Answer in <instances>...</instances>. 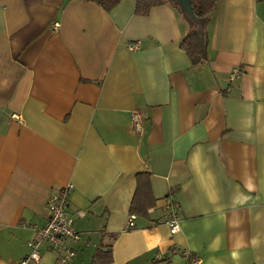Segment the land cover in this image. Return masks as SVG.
I'll return each mask as SVG.
<instances>
[{
	"label": "crops",
	"instance_id": "crops-1",
	"mask_svg": "<svg viewBox=\"0 0 264 264\" xmlns=\"http://www.w3.org/2000/svg\"><path fill=\"white\" fill-rule=\"evenodd\" d=\"M135 1L0 0V264L29 254L68 183L70 264L97 249L109 264H264V0H216L198 64L179 7ZM40 251L29 264H55Z\"/></svg>",
	"mask_w": 264,
	"mask_h": 264
},
{
	"label": "built area",
	"instance_id": "built-area-1",
	"mask_svg": "<svg viewBox=\"0 0 264 264\" xmlns=\"http://www.w3.org/2000/svg\"><path fill=\"white\" fill-rule=\"evenodd\" d=\"M54 27L57 28L58 24L55 23ZM135 44L131 45L134 49ZM232 72L236 74L238 68H233ZM134 126L140 129V117L137 112L131 114ZM73 190L71 183L66 184L59 190L53 192L48 200V218L45 225L38 230V237L28 243L30 252L22 258L17 264L38 263L41 259L40 247L42 243L46 245V249L55 254V264H70L74 259L76 251L73 245L77 243L81 235L74 227L73 216L68 211L70 193ZM165 219L164 223L168 226L170 234H175L180 229V208L169 196L164 200ZM82 216L81 211L77 212ZM134 216L128 220L130 227L134 226ZM190 256L189 253L185 254ZM161 260L160 256H157ZM199 258H191L190 264H200Z\"/></svg>",
	"mask_w": 264,
	"mask_h": 264
},
{
	"label": "trees",
	"instance_id": "trees-1",
	"mask_svg": "<svg viewBox=\"0 0 264 264\" xmlns=\"http://www.w3.org/2000/svg\"><path fill=\"white\" fill-rule=\"evenodd\" d=\"M93 2L101 6L105 10H110L118 4L120 0H84ZM167 2V0H136L135 13L139 15H147L152 7L159 6ZM195 18L191 19L186 13L182 12L179 5L176 4L182 15L189 23V32L181 40L180 47L187 53L193 64L202 63L206 60V31L205 25L213 13L216 0H190ZM134 208V207H133ZM145 213L144 209H140ZM112 261L111 250L97 249L95 251L91 264H109Z\"/></svg>",
	"mask_w": 264,
	"mask_h": 264
},
{
	"label": "water",
	"instance_id": "water-1",
	"mask_svg": "<svg viewBox=\"0 0 264 264\" xmlns=\"http://www.w3.org/2000/svg\"><path fill=\"white\" fill-rule=\"evenodd\" d=\"M171 1L176 2L179 5L181 11L186 13L191 19L195 18L190 0H171Z\"/></svg>",
	"mask_w": 264,
	"mask_h": 264
},
{
	"label": "rangeland",
	"instance_id": "rangeland-1",
	"mask_svg": "<svg viewBox=\"0 0 264 264\" xmlns=\"http://www.w3.org/2000/svg\"><path fill=\"white\" fill-rule=\"evenodd\" d=\"M156 263V261H154Z\"/></svg>",
	"mask_w": 264,
	"mask_h": 264
}]
</instances>
